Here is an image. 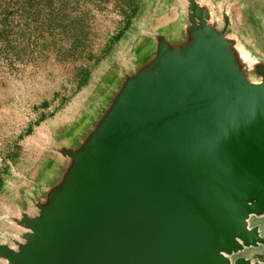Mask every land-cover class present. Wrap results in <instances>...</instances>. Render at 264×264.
I'll return each instance as SVG.
<instances>
[{
  "label": "water",
  "instance_id": "obj_1",
  "mask_svg": "<svg viewBox=\"0 0 264 264\" xmlns=\"http://www.w3.org/2000/svg\"><path fill=\"white\" fill-rule=\"evenodd\" d=\"M48 145L2 264H264V54L234 0H177Z\"/></svg>",
  "mask_w": 264,
  "mask_h": 264
},
{
  "label": "rangeland",
  "instance_id": "obj_2",
  "mask_svg": "<svg viewBox=\"0 0 264 264\" xmlns=\"http://www.w3.org/2000/svg\"><path fill=\"white\" fill-rule=\"evenodd\" d=\"M234 1L264 54V0ZM177 7V0H0V240L13 231L6 217L22 205L51 139L85 113L143 42L145 25L155 27ZM41 113L47 120L35 127ZM255 222L264 234V218ZM244 255L264 262L262 248Z\"/></svg>",
  "mask_w": 264,
  "mask_h": 264
},
{
  "label": "crops",
  "instance_id": "obj_3",
  "mask_svg": "<svg viewBox=\"0 0 264 264\" xmlns=\"http://www.w3.org/2000/svg\"><path fill=\"white\" fill-rule=\"evenodd\" d=\"M45 116H46V113H41V115H40V118H39V121H40V123L38 124V123H36L35 124V127L36 126H39L43 121H46L47 119L45 118ZM42 118V119H41ZM38 121V122H39ZM33 129H31V128H29V130L27 131V132H30V131H32Z\"/></svg>",
  "mask_w": 264,
  "mask_h": 264
},
{
  "label": "trees",
  "instance_id": "obj_4",
  "mask_svg": "<svg viewBox=\"0 0 264 264\" xmlns=\"http://www.w3.org/2000/svg\"><path fill=\"white\" fill-rule=\"evenodd\" d=\"M129 22H130V21H128V23H127V27H128V25H129ZM127 27H126V28H127ZM123 33H124V30L120 31V32L114 37V41H118V40L120 39V37L122 36Z\"/></svg>",
  "mask_w": 264,
  "mask_h": 264
},
{
  "label": "bare ground",
  "instance_id": "obj_5",
  "mask_svg": "<svg viewBox=\"0 0 264 264\" xmlns=\"http://www.w3.org/2000/svg\"><path fill=\"white\" fill-rule=\"evenodd\" d=\"M76 110H77V109H75L72 113H70V114L68 115V119L71 118V117L73 116V114H74V112H76Z\"/></svg>",
  "mask_w": 264,
  "mask_h": 264
}]
</instances>
